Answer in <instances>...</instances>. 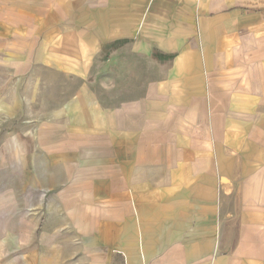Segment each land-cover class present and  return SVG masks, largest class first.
<instances>
[{
	"label": "crops",
	"instance_id": "obj_1",
	"mask_svg": "<svg viewBox=\"0 0 264 264\" xmlns=\"http://www.w3.org/2000/svg\"><path fill=\"white\" fill-rule=\"evenodd\" d=\"M0 264H264V0H0Z\"/></svg>",
	"mask_w": 264,
	"mask_h": 264
}]
</instances>
